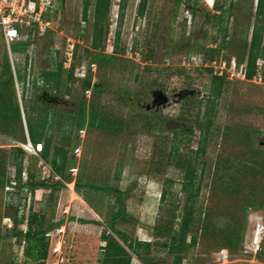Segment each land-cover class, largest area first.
Listing matches in <instances>:
<instances>
[{
    "label": "rangeland",
    "instance_id": "obj_1",
    "mask_svg": "<svg viewBox=\"0 0 264 264\" xmlns=\"http://www.w3.org/2000/svg\"><path fill=\"white\" fill-rule=\"evenodd\" d=\"M256 1L148 0L140 18L139 0H127L117 41L120 0H111L102 46L95 50L94 0L87 20L83 0H54L49 32L30 40V69L24 47L11 45L14 72L0 30V68L8 65L13 79L9 91L0 95V174L8 181L7 186L0 183V264H32L24 257V245L12 236L13 220L22 221L18 229L26 231L31 212L46 217V228L63 221L46 234L44 264H100L109 230L78 220L104 224L118 205L114 196L86 185L128 190L125 210L132 220L116 228L132 240L149 242L153 264L170 263L168 249L159 245L166 239L153 234L157 228L176 232L187 199L181 185L189 179L200 181L196 201L189 203L193 218L187 243L190 236L196 242L185 246L182 264H264V236L257 254L244 252L254 227L251 217L264 223V79L249 80L239 73L257 22ZM187 4L201 13L193 16ZM203 13L210 15L208 22ZM211 49L216 51V67L221 56L226 62L225 84L204 154L197 157L202 139L198 109L213 76L203 59ZM59 65V90H40L33 96L31 81ZM71 65L74 73L69 77ZM29 106L54 112L49 139L52 147L67 153L64 178L51 171L36 147L25 151L21 179L16 178L15 148L28 143ZM175 143L177 152L172 150ZM28 167L44 185L34 193L22 188ZM166 181L172 182L170 194L160 202ZM75 184L83 188L77 190ZM132 264L143 263L133 256Z\"/></svg>",
    "mask_w": 264,
    "mask_h": 264
},
{
    "label": "trees",
    "instance_id": "obj_2",
    "mask_svg": "<svg viewBox=\"0 0 264 264\" xmlns=\"http://www.w3.org/2000/svg\"><path fill=\"white\" fill-rule=\"evenodd\" d=\"M91 0H83V19L87 20L88 9L90 6ZM127 0H120L119 2V13H118V30L115 35V39L118 41L120 38V29L124 19V12L126 9ZM148 0H139L136 14L138 17L142 18L146 11ZM111 6V0H94V11H93V43L92 48L97 50L101 48V43L103 39V34L105 33V26L108 22L109 10ZM186 8L194 16L199 12L200 9H197L195 6L187 4ZM218 9V6H215ZM204 22H208L211 18L209 14L203 13L201 15ZM255 16L257 22L253 26L252 35L250 39L249 49L247 53L241 58L242 64L245 65V78L252 79L256 73V62L258 59H262L264 62V45H262V36L264 32V0L256 1ZM49 31H47L48 33ZM31 40V39H30ZM30 40L25 42H18L25 49V52L28 51V46H30ZM24 52V53H25ZM216 51H208L206 57L213 59L215 58ZM219 52V51H217ZM27 54L26 64H27ZM57 71L54 70H43L39 73L38 78H35L31 81V92L33 96H37L40 90H51L57 92L61 84V74L60 69L61 65L56 66ZM26 68V66H25ZM69 77L73 76L74 67L71 65L68 68ZM4 78V80H3ZM262 78L264 79V69L262 73ZM23 91L24 95L26 91V84L24 77L22 78ZM39 81L42 83L39 87ZM0 95L3 96V92L9 91V86L13 84L12 74L9 66H3L0 68ZM225 84V77L212 76L211 83L209 87V93L207 99L203 100L199 104L198 109V118L202 123H198L201 126L200 131L202 133V139L198 143L196 150V156L200 157L204 154L205 146L204 142L207 139L210 130L213 126V111L217 106L218 100L221 98ZM54 112L47 108H42L41 110H36V106H29L25 110V123L26 131L29 142L33 147L36 145H41V152H39L40 158L50 164L51 171L58 177L64 178L65 169L67 163V153L63 147L55 145L52 147V143L49 139L50 133L53 130V118ZM177 136V135H175ZM191 142V137L187 139ZM181 141H179L180 143ZM173 152L178 151V143H175L172 147ZM16 158L14 159V164L18 170L16 178L20 180V169L22 165V157L25 155V151L20 148H15ZM176 163L179 166H183L182 160L175 159ZM27 181L22 188H26L31 193L37 188H42L44 185L35 181V176L33 173H30L29 167L27 168ZM116 179L120 178L119 173L115 176ZM0 183L1 185L8 184L4 173L0 174ZM172 184L171 181H166L164 183L160 202H165L167 196L170 194L169 187ZM181 191L186 194V203L183 207L181 219L176 223L177 230L175 233H171L168 229L160 230L157 228V231L153 234L156 238H165L166 243L159 244L160 246L167 248L169 255L172 257L170 263L166 260L157 261V264H182L183 262V252L187 244H195L196 237L190 236V242L187 243L189 237V231L192 224L193 210L189 207L191 201H196L197 194L200 190V181L196 182L194 179L185 180L182 183ZM55 190H59V186L54 185L52 187ZM77 190L82 189L81 185L75 184ZM84 188L100 192L105 195H112L115 197L116 204L118 205V210L114 212L110 219L104 224L95 221V220H78L82 224H94L102 227L103 225L109 230V233H106L104 236V246L101 247L102 258L100 264H132V257L135 256L143 264H153L154 260L150 259V243L141 240H132L129 235L125 232L120 231L116 228V225L120 222L129 223L131 222V217L126 214L125 204L129 199L130 193L128 190L121 191L111 186L105 187H94L92 185H86ZM194 193V198L193 194ZM193 198V199H191ZM178 207H175V209ZM174 219L175 215L172 213ZM46 217L39 212H31L26 223V231L18 229V226L22 225V221L17 219L13 220L12 226V236L17 239L18 245L23 246V254L27 260L32 261V264H44L48 257V245L49 239L46 237V234L54 229H58L63 221H57L54 225L46 228L45 219ZM173 219L170 221V225H173ZM144 248L143 254L140 252Z\"/></svg>",
    "mask_w": 264,
    "mask_h": 264
},
{
    "label": "built area",
    "instance_id": "obj_3",
    "mask_svg": "<svg viewBox=\"0 0 264 264\" xmlns=\"http://www.w3.org/2000/svg\"><path fill=\"white\" fill-rule=\"evenodd\" d=\"M53 8L54 0H0L1 38L7 48L13 72L14 64L10 51L11 45L18 42L29 41L35 35H44L47 32L46 28L52 20L49 17V14ZM26 54L29 56L28 66L30 69L32 51L28 49ZM203 62L204 66H209V69H213V76H224L226 62L222 56L218 61L219 67L215 66L217 64L215 58L210 59L205 57ZM256 66V73L253 78L262 80L264 62L260 63L257 61ZM240 70L241 71H239V73L244 78L245 65L241 64ZM22 148L26 152H30L35 149L29 142L26 145H22ZM36 149L37 152H40L41 145H37ZM251 221H253L254 227L251 238L244 252L255 255L260 250L264 236V223L258 217H251ZM218 256L226 259V254L220 253Z\"/></svg>",
    "mask_w": 264,
    "mask_h": 264
},
{
    "label": "clouds",
    "instance_id": "obj_4",
    "mask_svg": "<svg viewBox=\"0 0 264 264\" xmlns=\"http://www.w3.org/2000/svg\"><path fill=\"white\" fill-rule=\"evenodd\" d=\"M28 142H29V141H28ZM29 143H30V142H29ZM31 145H32V144H31ZM39 145H40V144H39ZM36 146H37V145H36ZM36 146H35V147H36ZM35 147H34V148H35ZM41 148H42V147H41ZM40 152H41V150H40ZM38 153H39V152H38Z\"/></svg>",
    "mask_w": 264,
    "mask_h": 264
},
{
    "label": "water",
    "instance_id": "obj_5",
    "mask_svg": "<svg viewBox=\"0 0 264 264\" xmlns=\"http://www.w3.org/2000/svg\"><path fill=\"white\" fill-rule=\"evenodd\" d=\"M29 141V140H28Z\"/></svg>",
    "mask_w": 264,
    "mask_h": 264
}]
</instances>
